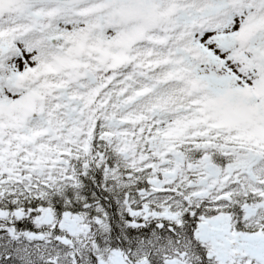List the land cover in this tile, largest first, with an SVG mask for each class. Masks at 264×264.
<instances>
[{
	"label": "snow or ice",
	"instance_id": "snow-or-ice-1",
	"mask_svg": "<svg viewBox=\"0 0 264 264\" xmlns=\"http://www.w3.org/2000/svg\"><path fill=\"white\" fill-rule=\"evenodd\" d=\"M0 264H264V0H0Z\"/></svg>",
	"mask_w": 264,
	"mask_h": 264
}]
</instances>
